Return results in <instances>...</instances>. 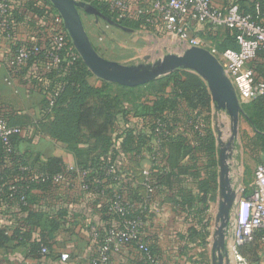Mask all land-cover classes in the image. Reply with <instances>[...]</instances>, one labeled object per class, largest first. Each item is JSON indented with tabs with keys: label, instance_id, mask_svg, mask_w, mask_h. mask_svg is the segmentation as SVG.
<instances>
[{
	"label": "trees",
	"instance_id": "trees-1",
	"mask_svg": "<svg viewBox=\"0 0 264 264\" xmlns=\"http://www.w3.org/2000/svg\"><path fill=\"white\" fill-rule=\"evenodd\" d=\"M80 1L89 2L123 28L132 31L151 28L148 16L135 14L137 10L133 6L136 0H127V7L120 17L105 1ZM222 1L225 7L235 4L243 15L264 24V0ZM26 6L36 16L47 17L50 21L56 13L48 0L42 6L30 0ZM12 12L9 20L14 22ZM205 37L219 51L237 49L233 31H220L215 36L208 32ZM20 45L38 46L42 50L11 75H23L29 64L42 62L50 65L54 50L49 37L33 44L17 42L13 53ZM62 56L66 61L59 66L32 73V83L44 97L41 120L35 127L39 133L65 143L79 160L77 168L68 171L67 166L55 158L43 162L36 160L33 167L16 151L17 135L9 137V151L0 139V218L6 219L0 224V251L22 248L28 259L40 261L47 257L52 247L51 240L67 217L66 208L58 202L55 204L60 198L58 190L67 184L70 188L78 187L106 200L103 214L107 225L104 231L98 230L100 235L112 227L122 226L123 218L108 209L115 194H125L136 206L129 211L127 218L140 222L138 240L131 242L130 249L138 254L140 264H168L159 257L161 252L157 241L160 229L155 227L151 230L145 226L149 220L148 208L141 196L122 183L111 181V176L107 175L111 167L116 173H121L118 162L123 152L139 155L146 150L152 165L148 175L153 194L149 198L168 193L164 199L172 205L175 215L184 217L187 226L185 233L177 238L179 259L172 264H206L203 251L197 255L191 253L194 246L202 249L208 242V209L218 190L213 102L206 83L190 71L178 70L147 85L128 88L94 77L74 50L69 54L62 53ZM250 63L256 79L264 82V51H258ZM93 78L98 85L90 84ZM51 101L52 106H49ZM249 105L247 112L242 111L241 115L250 127L262 132L264 97L253 100ZM0 120L8 127H20L11 123L8 116H0ZM258 138L264 143V133H260ZM83 172L85 176H81ZM57 175L63 176L60 185L53 182ZM84 184L86 190L83 189ZM111 186L118 188L112 191ZM33 192H39L40 196H33ZM43 201L46 202L44 205ZM36 202L50 211H33L31 205ZM15 209L18 212H14ZM10 216L18 217L15 223ZM33 229L38 235L35 241H31ZM138 243L148 244L154 262L138 252ZM253 243L259 244L258 240ZM42 249H46V255L42 254ZM0 264H3L2 258Z\"/></svg>",
	"mask_w": 264,
	"mask_h": 264
},
{
	"label": "crops",
	"instance_id": "crops-1",
	"mask_svg": "<svg viewBox=\"0 0 264 264\" xmlns=\"http://www.w3.org/2000/svg\"><path fill=\"white\" fill-rule=\"evenodd\" d=\"M28 1L30 0H14L12 4V13L15 18L13 37L9 39L0 33V116L10 117L11 123L21 127L22 131L15 137L14 146L18 154L24 156L31 166L35 167L36 160L43 162L47 159L55 158L61 160L67 167H74L76 169L79 160L75 154L68 150L67 145L61 141L52 139L46 134L39 133L35 127V124L41 120V109L44 97L32 83L31 77L34 71L47 69L46 64L42 62L32 65L29 64L24 69V74L16 77L9 73L6 66L17 42L18 44L41 42L48 34L50 20L47 17H38L34 12L28 10L26 6ZM44 1L32 0V2L40 6L43 5ZM76 1L89 4V2ZM212 1L213 6L217 9H223L225 7L222 0ZM149 2L150 0H136L133 9L137 10L135 11L136 15L148 16L147 21L152 28L157 26V21L154 19L157 16L151 13ZM83 16H86L87 19H84ZM80 18L89 40L90 38L94 39L93 36H95L96 40L101 43L102 39H98L100 34L96 21H94L95 24L93 25L94 29L92 32L85 25L86 22L91 23L93 17L84 12H80ZM187 21L191 36L212 43L211 40L205 37V31H202L192 14L187 17ZM176 40L178 39L176 38ZM93 48L95 47L93 46ZM212 113L214 115L212 128L217 145L218 160L219 147L215 126L218 125V119L221 118V114L225 112L217 111L213 102ZM132 121L136 122L135 119H132ZM151 167L152 165L146 150H142L139 155L123 152L118 162V168L124 178L122 184L130 191H136L148 208L147 214L149 220L145 226L150 227L151 230H154L155 227L160 229L157 242L161 252L159 255L161 261L172 264L175 260L179 259L177 256V238L179 235L185 233L187 226L184 223V217L182 215H175V210L172 205L164 199L166 195H169L168 193L165 192L162 194L163 196L159 195L154 199L148 198L142 183L144 180L142 173L144 171L149 172ZM76 184L78 186V180ZM110 188H113L111 190L115 191L118 187L111 186ZM58 193L60 198L55 201V204L58 202V205H63L66 208L67 217L62 228L55 233L54 239L51 240L52 247L48 253L49 255L37 261L26 258V251L22 248L12 251H0V258H2L3 264H93L96 247L91 242L90 234L93 229L104 231L107 225L103 214V205L106 200L104 197H97L91 192L84 191L78 187L72 186L70 188L67 184L60 188ZM32 195L38 197L40 193L33 192ZM44 203L46 202L43 201L42 204L44 205ZM43 205L36 202L31 205V209L33 211H50L45 209ZM14 212L18 211L15 209ZM17 218L10 216V220L14 223ZM5 221V218H0V224H3ZM37 238V230L33 229L31 241H35ZM46 254L47 252L44 255ZM61 254L69 255V259L65 263L60 260ZM112 260L122 264H140L138 254L131 249H125L120 256V260L117 256H113Z\"/></svg>",
	"mask_w": 264,
	"mask_h": 264
},
{
	"label": "built area",
	"instance_id": "built-area-1",
	"mask_svg": "<svg viewBox=\"0 0 264 264\" xmlns=\"http://www.w3.org/2000/svg\"><path fill=\"white\" fill-rule=\"evenodd\" d=\"M102 1L107 2L110 10L116 11L119 17L127 7V0ZM13 3L14 0H0V31L9 39L13 37L14 29V22L9 20ZM149 7L151 13L157 16V19H154L160 21L168 33L177 37L182 49L201 48L217 60L225 77L234 88L239 105H247L259 97H264V82L256 79L250 67V62L257 52L264 51V24L253 21L249 15H243L235 4L217 9L211 0H150ZM190 14L205 33L209 32L215 36L220 31H233L237 49L219 51L214 44L191 36L187 21ZM46 37L50 38L54 50L49 66H59L66 61L65 56L61 57L62 53L69 54L72 50L75 51L64 29L63 21L57 13L51 17ZM41 50L38 46H17L6 63L9 73L14 74ZM52 101L49 106H52ZM21 131L19 128L8 127L0 120V139L7 145L8 151L11 150L9 137L19 135ZM67 170L74 171L75 168L67 167ZM85 175V172L81 174V176ZM107 175L111 176L110 180L115 183L124 182L123 175L116 173L113 167L108 169ZM143 177V186L149 198L153 194V187L147 171L143 172ZM53 182L60 185L63 176H55ZM82 186L83 189H87L85 184ZM239 191L242 193L244 189ZM235 205L234 218L230 220L226 231V248L234 259V264H247L241 255V248L256 240L259 245L264 246V157L254 169L249 191L241 197L238 196ZM134 207H136L134 202L125 194L114 195L108 211L121 216L123 223L121 227H112L103 235L99 234L98 229L91 231L90 239L96 247L93 264H122L112 260L113 256H117L120 260L122 252L130 249L131 242L137 241L139 237L140 222L126 216ZM137 248L145 258L154 262L148 244L138 243ZM41 252L45 254L47 251L42 249ZM68 259V254L60 255L61 262L65 263Z\"/></svg>",
	"mask_w": 264,
	"mask_h": 264
},
{
	"label": "water",
	"instance_id": "water-1",
	"mask_svg": "<svg viewBox=\"0 0 264 264\" xmlns=\"http://www.w3.org/2000/svg\"><path fill=\"white\" fill-rule=\"evenodd\" d=\"M63 21L64 29L76 53L97 79L125 87H138L156 81L175 71H190L198 75L207 85L211 99L217 111H223L229 117L230 137L224 143L222 133L215 126L218 152V209L215 216V231L213 233L212 252L217 255L213 264H229L225 253L226 231L231 212L235 206L237 192L231 185L230 160L233 157V142L238 131L239 117L242 112L233 86L225 77L217 60L206 50L189 48L180 55H167L155 63L139 65L121 64L106 60L99 56L93 48L81 21L80 11L102 20L108 25L124 32L132 30L121 27L105 17L98 9L90 4L76 0H48ZM220 127H223L221 124Z\"/></svg>",
	"mask_w": 264,
	"mask_h": 264
},
{
	"label": "rangeland",
	"instance_id": "rangeland-1",
	"mask_svg": "<svg viewBox=\"0 0 264 264\" xmlns=\"http://www.w3.org/2000/svg\"><path fill=\"white\" fill-rule=\"evenodd\" d=\"M83 17L87 19L86 16ZM94 19L93 17L91 23L86 22L85 24L91 32L94 29ZM96 25L100 34L98 39H102V42L97 41L95 36H93L94 39L90 38V41L99 56L109 61L129 65L153 64L167 55H180L185 51L176 40L177 37L168 33L158 20L156 27L132 32H124L102 20H98ZM97 83L95 78L90 80V84L93 86L98 85ZM239 106L242 111L247 112L250 105ZM248 113L250 114V111ZM221 115V118L218 119V129L221 131V139L225 143L230 137V123L229 117L225 113ZM221 124L223 127H220ZM261 131H255L250 127L246 118L240 114L237 136L233 142V157L229 163L231 185L237 192V197H241L249 191L254 169L264 157V151L262 150L264 143L258 138L260 133H264V124H262ZM240 189H244V191L241 193ZM217 209L218 195H215L208 209V242L202 249L192 245L194 247L191 253L197 255L203 251L206 264L217 262V255L212 252ZM235 211L236 205L231 212L230 220L234 218ZM225 251L227 252L229 264H234V259L229 255L226 247ZM241 255L245 258L247 264H264V246L257 243H251L241 249Z\"/></svg>",
	"mask_w": 264,
	"mask_h": 264
},
{
	"label": "flooded vegetation",
	"instance_id": "flooded-vegetation-1",
	"mask_svg": "<svg viewBox=\"0 0 264 264\" xmlns=\"http://www.w3.org/2000/svg\"><path fill=\"white\" fill-rule=\"evenodd\" d=\"M225 253H226V256H227V252L225 251ZM228 257V256H227Z\"/></svg>",
	"mask_w": 264,
	"mask_h": 264
}]
</instances>
